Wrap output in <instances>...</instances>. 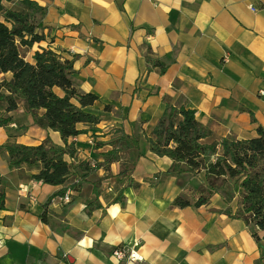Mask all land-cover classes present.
<instances>
[{"label":"crops","instance_id":"0c3cea01","mask_svg":"<svg viewBox=\"0 0 264 264\" xmlns=\"http://www.w3.org/2000/svg\"><path fill=\"white\" fill-rule=\"evenodd\" d=\"M31 1L45 39L22 56L33 63L50 48L74 59L77 86L99 97L86 110L100 120L68 138L75 170L55 185L33 177L37 166L13 167L4 146L65 145L60 132L35 123L22 100L0 105L11 118L0 126V264H264V231L257 241L255 226L233 217L239 183L197 206L205 171L170 174L173 159L152 150L167 103L195 110L211 130L201 142L218 153L224 138L264 128V12L249 8L264 0ZM116 248H139L143 260H118Z\"/></svg>","mask_w":264,"mask_h":264},{"label":"trees","instance_id":"16d2710c","mask_svg":"<svg viewBox=\"0 0 264 264\" xmlns=\"http://www.w3.org/2000/svg\"><path fill=\"white\" fill-rule=\"evenodd\" d=\"M3 1L0 0V73L10 72L12 76L0 80V105L6 104L10 111L18 107L19 101H24L35 123L59 131L65 142L58 145L47 139L40 145L9 143L4 147L13 167L37 166L40 171L33 177L49 184H62L75 170L73 163L65 159L66 155L74 157L76 154L68 138L83 132L79 123L99 122L98 115L86 110L99 97L92 92H82L77 86L73 79L74 59H62L56 51L44 48L34 53L33 63L27 61L20 47L45 39L38 31L43 27L36 23L34 16L43 9L31 0H20L21 10L7 8ZM55 87L61 88L64 94H58ZM41 108L45 112L39 117L36 111ZM10 120V117L0 116V126ZM253 120H256L254 115ZM257 131V136L248 139L224 138L218 153V143L201 142L211 135V130L196 119L195 110L167 103L153 130L157 139L152 143V150L173 159L170 174L205 171V180L197 189L200 194L195 202L197 206L223 191L229 179L239 183V206L233 217L253 224V235L260 241L258 230L264 231V128L259 126ZM122 138L128 140L129 136L122 135ZM172 143L175 145L171 146ZM133 146L137 147L138 142ZM217 153L216 160L209 161V156ZM78 186L79 183L74 184V188ZM94 192L98 197V189ZM175 203L186 206L190 201L178 197Z\"/></svg>","mask_w":264,"mask_h":264},{"label":"built area","instance_id":"2783aa9c","mask_svg":"<svg viewBox=\"0 0 264 264\" xmlns=\"http://www.w3.org/2000/svg\"><path fill=\"white\" fill-rule=\"evenodd\" d=\"M20 1V0H16ZM249 8L253 12H259L262 11L264 12V2H262L260 5H254L250 4ZM64 201L69 202L70 201V195L66 194L65 197L63 198ZM113 256L118 259V260H124L127 259L131 262H138L142 261L143 257L139 251V248H116L113 251Z\"/></svg>","mask_w":264,"mask_h":264},{"label":"rangeland","instance_id":"374dc122","mask_svg":"<svg viewBox=\"0 0 264 264\" xmlns=\"http://www.w3.org/2000/svg\"><path fill=\"white\" fill-rule=\"evenodd\" d=\"M9 7L13 8V9H19V10L23 9L21 3L20 2H16L15 0L13 2H11V4L9 5ZM197 193L199 194V191L198 190H197Z\"/></svg>","mask_w":264,"mask_h":264}]
</instances>
